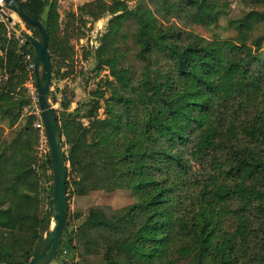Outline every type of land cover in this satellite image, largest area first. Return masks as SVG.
I'll return each mask as SVG.
<instances>
[{
    "label": "trees",
    "instance_id": "trees-1",
    "mask_svg": "<svg viewBox=\"0 0 264 264\" xmlns=\"http://www.w3.org/2000/svg\"><path fill=\"white\" fill-rule=\"evenodd\" d=\"M16 1L39 18L49 0ZM140 1L137 10L127 0H94L82 9L94 21L112 15L93 53L96 73L106 68L109 75L87 102L57 115L66 193L124 190L135 201L90 208L69 237L67 206L55 261L67 264L64 255L79 251L71 264H264V9L230 20L234 39L209 40L184 27L216 26L228 0ZM129 39L134 71L121 62L119 41L128 46ZM22 40L0 21L4 264L32 259L47 214L42 202L52 198L50 156L39 159L33 149V114L16 129L30 106L23 84L32 48ZM48 42L55 77L72 51L59 37L56 0ZM84 109L86 125L79 120Z\"/></svg>",
    "mask_w": 264,
    "mask_h": 264
},
{
    "label": "rangeland",
    "instance_id": "rangeland-1",
    "mask_svg": "<svg viewBox=\"0 0 264 264\" xmlns=\"http://www.w3.org/2000/svg\"><path fill=\"white\" fill-rule=\"evenodd\" d=\"M94 0H56V10L58 13V24H59V37L62 41H68L69 46L72 48L70 53V59L64 64H56V68L59 69L55 77L52 73V83H51V93L56 99V103L53 107L56 110L57 115L62 112H72L78 106L87 102L90 98V93L94 91L102 79L108 77L109 72L106 68L100 72L96 73L95 63L93 59V53L99 46V39L107 29L112 15L105 14L98 20L94 21L93 18L85 11V5L91 3ZM109 4V1H106ZM228 11L227 14L220 18L218 24L211 29H204L199 26L184 27L188 32H193L196 35L202 36L206 39L213 40L217 39H234L235 31L230 27V20H237L242 17L245 13L250 11H262L264 7L262 6L260 0H228ZM127 5L130 9L137 10L140 5V0H127ZM5 15H14L16 20L21 22L22 27L27 30L31 35L33 34L32 29H28L23 21L7 7L4 9ZM74 14V18L70 17V14ZM1 20V18H0ZM4 20V19H3ZM176 20L171 18L169 23H175ZM5 23V21H3ZM8 30L13 31L11 27L5 23ZM180 27H182L180 25ZM14 32V31H13ZM16 37H19L16 32H14ZM119 41L121 50L124 53L121 58V62L128 66L132 71L135 69V65L132 62L133 50H127L131 47V40L129 39L128 46ZM264 51V43H263ZM2 75L0 72V80ZM1 83V81H0ZM66 96L68 100V105L63 108L62 102L63 97ZM101 105L102 102H101ZM33 108L27 106L23 115L18 121L19 129L25 123V115L27 113L32 114ZM85 109L79 112L80 122L87 124V119L84 118ZM99 118H103V109L98 111ZM36 119H34L35 122ZM34 122L30 127L31 137L34 141L33 149H37L38 143L35 141V137L38 136V130L34 127ZM15 131V130H14ZM13 130L8 133V137L11 138L13 135ZM66 150V147H65ZM51 183H47L42 180L43 189H48ZM67 194V193H66ZM67 206H68V230L66 236H70V231L77 229L79 224L82 222L83 218L86 216L88 210L92 207L101 208H111L117 210L123 208L127 205L134 203L135 198L133 194L129 191L116 190L113 192H104L102 190H91L86 187H82L78 193L74 192L67 194ZM49 204L44 200L42 202L41 213L42 215L48 211ZM75 234V232H74ZM74 243L77 245V250L80 249L81 244L79 243L74 235L71 237ZM81 251V250H80ZM72 254H65L64 259L67 264H71L72 261H80V252L76 251L74 256ZM74 258V260H71ZM99 257H88V262H97ZM53 264H59L54 262Z\"/></svg>",
    "mask_w": 264,
    "mask_h": 264
},
{
    "label": "water",
    "instance_id": "water-1",
    "mask_svg": "<svg viewBox=\"0 0 264 264\" xmlns=\"http://www.w3.org/2000/svg\"><path fill=\"white\" fill-rule=\"evenodd\" d=\"M6 7L16 14L21 21L27 22L37 30L33 37L22 27L21 22L14 20V15H5V22L32 48V62L35 71L38 92V106L48 145L52 166V198L44 221L40 239L32 259L27 264H53L59 250L60 239L64 227L67 182V162L62 136L59 132L57 113L51 102L52 60L49 54L48 17L53 3L49 0L40 17L29 13L20 2L5 0ZM68 105L66 96L63 97ZM53 223L52 230L50 225ZM4 264V263H0Z\"/></svg>",
    "mask_w": 264,
    "mask_h": 264
},
{
    "label": "built area",
    "instance_id": "built-area-1",
    "mask_svg": "<svg viewBox=\"0 0 264 264\" xmlns=\"http://www.w3.org/2000/svg\"><path fill=\"white\" fill-rule=\"evenodd\" d=\"M5 0H0V21H5V13L4 8ZM4 19V20H3ZM6 23V22H5ZM23 40L21 41V43ZM25 72H26V80L23 84V88L26 92V95L30 101V105L33 108L32 114L35 117L34 127L38 130V145H37V152L39 159H45L46 155L49 154L47 141L44 134V127L41 120V112L38 106V92L36 87V80H35V71L34 65L32 62V57L27 55L25 57Z\"/></svg>",
    "mask_w": 264,
    "mask_h": 264
},
{
    "label": "bare ground",
    "instance_id": "bare-ground-1",
    "mask_svg": "<svg viewBox=\"0 0 264 264\" xmlns=\"http://www.w3.org/2000/svg\"><path fill=\"white\" fill-rule=\"evenodd\" d=\"M13 17H14V16H13ZM14 20H15V21H18V20H16V18H15V17H14ZM52 227H53V223H51V225H50V228H49V229H50V230H52Z\"/></svg>",
    "mask_w": 264,
    "mask_h": 264
}]
</instances>
